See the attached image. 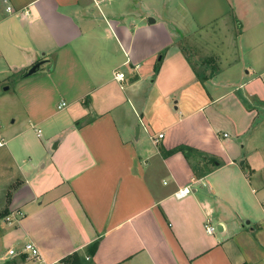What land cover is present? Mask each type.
Segmentation results:
<instances>
[{"label":"crops","instance_id":"crops-1","mask_svg":"<svg viewBox=\"0 0 264 264\" xmlns=\"http://www.w3.org/2000/svg\"><path fill=\"white\" fill-rule=\"evenodd\" d=\"M159 13L149 0H0V65L17 75L2 98L23 113L0 124V264H264V167L250 159L264 23H222L223 53L208 48L217 22L201 23L194 60L188 28Z\"/></svg>","mask_w":264,"mask_h":264},{"label":"rangeland","instance_id":"rangeland-1","mask_svg":"<svg viewBox=\"0 0 264 264\" xmlns=\"http://www.w3.org/2000/svg\"><path fill=\"white\" fill-rule=\"evenodd\" d=\"M149 3H151L154 9L159 10V16L161 18L176 23L177 27L182 26L188 28L185 35L184 33L182 36L180 35L182 39L178 38V40L184 44V51L186 54L194 60L200 59V56L204 59L203 53L201 52L205 51L199 48L198 42L208 39L210 33V31L206 29H204L203 32H201L202 29H197L201 23H205L214 18L217 22L216 24H219L217 26L218 30L216 24L214 25L216 32H214L213 41L209 43L208 40L209 50L215 53H223V44L221 42L224 40L222 23L226 22L233 24V20L234 23H236V17H238L240 22L244 23L246 26V31H248L250 25L255 21H257L256 23L259 21L264 23V11L262 12V10H264V0H149ZM119 8L121 9L120 6ZM210 38L212 39V37ZM12 72L5 73L3 65H0V124L4 125L11 122L15 118L14 115L18 116V123L22 120L23 116L22 110L16 108L12 110L13 116H10V105L3 101L2 98L4 95H13L16 91L17 75ZM27 73L26 71L21 74L27 75ZM6 88L9 90L6 91ZM65 108L66 107L63 109ZM262 133L260 142H258V150L251 155L250 159L258 162L264 167V131ZM2 202L0 196V207L3 205ZM4 219L0 217V225H3ZM213 226L217 233L218 224L214 222Z\"/></svg>","mask_w":264,"mask_h":264},{"label":"built area","instance_id":"built-area-1","mask_svg":"<svg viewBox=\"0 0 264 264\" xmlns=\"http://www.w3.org/2000/svg\"><path fill=\"white\" fill-rule=\"evenodd\" d=\"M4 11H5L6 14H12V13L15 12V10L11 6H9V5L5 6ZM124 77H125V75L123 73H119V72L115 73V76H114V78L117 81H119V82L124 81ZM65 106H66V103H63L61 105V108L65 107ZM39 135H41V131H39ZM159 138H163V135H159ZM155 142H156V140H155ZM0 145H2V143H0ZM190 192H191V189L189 187H187V188H185L183 190L178 191L176 193V196L179 197V198H181V197H184L185 195L189 194ZM16 214L19 215V216L22 215L21 213H16ZM6 221L7 222H10V218L7 217ZM205 227H206V231L209 234H213V233L216 232L215 227L212 226V225L206 224ZM21 253L22 254H26L29 257H33V258H38L40 256V253H39L38 248L34 244H32V243L25 244L23 246V248H22ZM17 254L18 253L14 249H12V250L9 251V255L10 256H16Z\"/></svg>","mask_w":264,"mask_h":264},{"label":"trees","instance_id":"trees-1","mask_svg":"<svg viewBox=\"0 0 264 264\" xmlns=\"http://www.w3.org/2000/svg\"><path fill=\"white\" fill-rule=\"evenodd\" d=\"M96 247H97V244L93 245L92 249H90L89 252L94 254L96 251ZM61 264H84V261L81 259L78 253H74L73 255L62 260Z\"/></svg>","mask_w":264,"mask_h":264},{"label":"water","instance_id":"water-1","mask_svg":"<svg viewBox=\"0 0 264 264\" xmlns=\"http://www.w3.org/2000/svg\"><path fill=\"white\" fill-rule=\"evenodd\" d=\"M150 22L153 23L154 20L151 19ZM43 63H44V61H41V62H39V63L33 65V66L29 69V71H28V73H27V76H32V75H34V74H35V73L41 68V66H42ZM6 90H8V88H6Z\"/></svg>","mask_w":264,"mask_h":264}]
</instances>
